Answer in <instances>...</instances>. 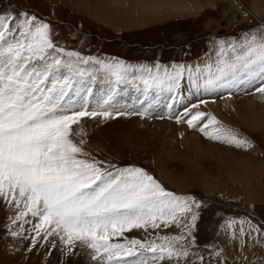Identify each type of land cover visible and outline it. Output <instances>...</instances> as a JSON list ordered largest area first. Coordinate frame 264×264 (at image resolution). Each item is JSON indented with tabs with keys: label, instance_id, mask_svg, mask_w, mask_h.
<instances>
[{
	"label": "snow or ice",
	"instance_id": "obj_1",
	"mask_svg": "<svg viewBox=\"0 0 264 264\" xmlns=\"http://www.w3.org/2000/svg\"><path fill=\"white\" fill-rule=\"evenodd\" d=\"M213 46V56L203 66L133 68L66 51L55 43L49 22L27 10H0V198L16 209L13 223L29 222V216L38 220L32 247L44 232L43 240L57 236L67 255L73 254L77 242L86 246L97 264H192L190 250L197 247L203 204L166 190L138 166L117 167L91 158L84 141L73 139L83 135L73 126L84 117L109 120L133 113L109 111L105 105L113 100L111 94L91 111L83 103L77 107L73 97H80L82 86L85 94L90 91L83 79H95L94 71L113 77L117 85H143L145 92L178 93L187 74L189 85L197 88L244 87L264 94V25L249 27L237 38L214 41ZM205 115L196 111L177 122H186L214 141L254 147L234 132L216 127L220 122L215 116L205 122ZM247 223V232L241 221L239 237L233 232V239L240 238L243 247L247 237L264 252V227ZM172 226L181 228V235L157 234L144 240L125 235ZM20 235L12 232L13 237Z\"/></svg>",
	"mask_w": 264,
	"mask_h": 264
},
{
	"label": "rangeland",
	"instance_id": "obj_2",
	"mask_svg": "<svg viewBox=\"0 0 264 264\" xmlns=\"http://www.w3.org/2000/svg\"><path fill=\"white\" fill-rule=\"evenodd\" d=\"M141 1L145 10L178 4L173 0H158L155 4L152 0ZM210 1L211 5L202 6L195 17H170L146 27H120V20L115 18L122 16L119 9L109 17L113 24L97 19L76 0H0V10L36 14L51 24L58 46L86 58L119 61L133 68L195 67L203 66L213 56L214 41L237 38L249 27L264 25V0ZM93 75L95 79H83L90 91L85 94L82 86L80 97H73L77 107L83 103L89 111L95 110L111 94L113 100L105 105L109 111L133 114L109 120L84 117L73 126L83 135H74L73 139L84 141L91 158L117 167L138 166L166 190L192 196L203 204L197 220V247L190 250L192 264H264L259 246L254 247L244 237L242 247L241 239H233L232 235L235 232L239 237L241 221H245L246 232L249 221L264 227V94L244 87L238 91L197 88L189 85L187 74L180 91L171 94L155 89L145 92L143 85H117L102 71H94ZM196 111L206 114L205 122L215 116L220 122L216 127L234 132L254 147L237 148L214 141L198 129L189 128L186 122H177L186 121ZM144 112L146 116L139 114ZM16 214V209L0 198V264H97L86 246L77 242L73 254L67 255L59 238L49 236L45 242L44 232L32 247L33 226L38 220L29 216V222L13 223ZM13 231L22 235L13 237ZM181 232V228L172 226L149 230L148 234L134 230L125 235L144 240ZM199 257H203L202 262Z\"/></svg>",
	"mask_w": 264,
	"mask_h": 264
},
{
	"label": "bare ground",
	"instance_id": "obj_3",
	"mask_svg": "<svg viewBox=\"0 0 264 264\" xmlns=\"http://www.w3.org/2000/svg\"><path fill=\"white\" fill-rule=\"evenodd\" d=\"M76 1L80 4V7L83 5L81 8L89 12L91 16L97 19H103V21L111 24H113V18L109 17L113 16V12H116L118 9L122 10V16L115 17L120 20V27H130L132 24H134V26L146 27V25H152L156 22L160 23L165 19L176 16L195 17L202 10V6H208L212 3L210 0H179L180 2L178 0H173L178 4H165L163 7H155L154 9L145 10V8H143L145 3L141 0H96L93 4L92 0ZM155 3H158V0H152L151 4ZM197 3H199V6ZM256 6L257 5L255 4V8Z\"/></svg>",
	"mask_w": 264,
	"mask_h": 264
},
{
	"label": "crops",
	"instance_id": "obj_4",
	"mask_svg": "<svg viewBox=\"0 0 264 264\" xmlns=\"http://www.w3.org/2000/svg\"><path fill=\"white\" fill-rule=\"evenodd\" d=\"M197 4H199V3H197ZM262 16H264V15H262Z\"/></svg>",
	"mask_w": 264,
	"mask_h": 264
}]
</instances>
